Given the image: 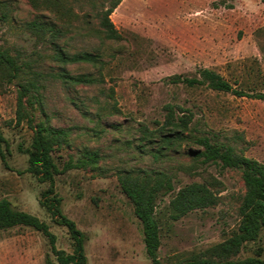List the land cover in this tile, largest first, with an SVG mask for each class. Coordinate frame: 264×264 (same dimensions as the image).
Returning a JSON list of instances; mask_svg holds the SVG:
<instances>
[{"label":"rangeland","instance_id":"374dc122","mask_svg":"<svg viewBox=\"0 0 264 264\" xmlns=\"http://www.w3.org/2000/svg\"><path fill=\"white\" fill-rule=\"evenodd\" d=\"M49 1L0 0V46L48 72L46 111L53 125L71 129L70 144L54 152L59 166L89 150L101 154L98 169L73 168L56 176L63 212L87 234L88 264H152L143 225L119 183L124 171L154 170L173 178L174 190L161 194L156 208L162 264L178 263L224 240L239 223L242 172L195 156L192 151L200 147L194 139L206 135L264 163V101L174 77H199L201 69L210 68L239 89L264 92V0H122L110 15L120 40L106 38L97 15L112 0ZM33 20L54 24L60 45L72 53H99L103 65L56 61L49 32L27 29ZM63 67L98 81L69 85L52 75ZM27 79L24 74L8 82L0 67V132L8 146L6 159L0 156V200L8 198L46 221L58 248L72 253L68 229L40 203L48 183L27 170L33 129L17 120V84ZM169 104L177 107V116L184 114L181 108L192 112L193 120L185 138L164 146L159 131ZM34 113L37 121L44 118L39 110ZM192 182L219 191V203L174 219L170 201ZM259 245L264 240L240 256L253 255ZM48 256L56 262L41 231L0 230V264H47Z\"/></svg>","mask_w":264,"mask_h":264},{"label":"trees","instance_id":"16d2710c","mask_svg":"<svg viewBox=\"0 0 264 264\" xmlns=\"http://www.w3.org/2000/svg\"><path fill=\"white\" fill-rule=\"evenodd\" d=\"M56 0H51L53 3ZM122 0H112L108 7L101 9L97 15L102 32L106 38L120 40L123 35L116 28L110 15ZM27 29L37 35L49 32V44L53 49L52 57L62 63H90L103 65L99 53L79 51L72 53L56 41L59 35L54 24L33 20L26 24ZM30 60L19 61L8 47L0 46V67L8 82L19 80L24 74L29 79L17 84L18 110L17 120H26L33 129L27 170L34 174L40 182H47L48 187L42 192L40 203L52 215L55 222L65 226L73 239V252L69 253L58 248L57 237L51 231L49 224L30 212L16 208L8 198L0 200V230L15 226H28L41 231L49 240L51 252L56 258L53 261L47 257V264H88L86 254L87 234L77 223L62 210V197L56 191V176L73 168L98 169L101 160L99 150H89L81 157L68 159L61 168L56 162V149L70 144L71 129L55 126L51 116L46 111L43 90L46 87L48 72L38 70ZM52 75L69 85H91L98 81L88 73L73 74L65 67ZM175 82L182 81L187 85H207L208 87L237 96H249L264 101V92H247L237 88L217 71L203 68L199 77H174ZM167 116L160 129L164 146L172 145L186 137L190 129L193 113L181 108L184 114L177 116V107L166 106ZM39 110L44 118L37 121L34 111ZM188 111V113H187ZM6 139L0 132V156L6 159L8 150ZM194 143L199 149L192 153L203 157L205 162L221 163L223 167L238 168L242 172L245 193L239 206V223L237 228L224 240L208 248L193 253L183 261L174 264H264V246L253 248V255L241 257V252L250 244L264 240V163L245 155L232 145L214 143L206 135L197 136ZM5 144V147H4ZM122 191L134 204V212L143 225L144 242L148 257L152 264H162L159 257L161 246V226L157 218V201L161 194L174 190L173 178L161 171H124L118 175ZM219 191L204 182H192L181 187L170 201L172 217L178 219L196 209H205L219 203Z\"/></svg>","mask_w":264,"mask_h":264}]
</instances>
